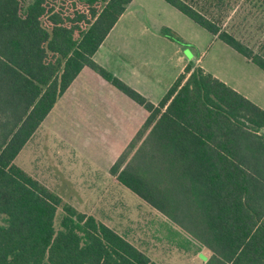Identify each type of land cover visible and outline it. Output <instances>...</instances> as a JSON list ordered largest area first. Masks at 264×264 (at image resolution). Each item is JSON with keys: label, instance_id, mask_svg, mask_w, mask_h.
I'll use <instances>...</instances> for the list:
<instances>
[{"label": "trees", "instance_id": "obj_1", "mask_svg": "<svg viewBox=\"0 0 264 264\" xmlns=\"http://www.w3.org/2000/svg\"><path fill=\"white\" fill-rule=\"evenodd\" d=\"M131 1L0 0V264H158L14 163L84 67L148 112L110 174L204 264H264V109L194 61L157 105L96 63ZM164 1L264 71V0Z\"/></svg>", "mask_w": 264, "mask_h": 264}, {"label": "rangeland", "instance_id": "obj_2", "mask_svg": "<svg viewBox=\"0 0 264 264\" xmlns=\"http://www.w3.org/2000/svg\"><path fill=\"white\" fill-rule=\"evenodd\" d=\"M162 3L173 10L170 4ZM134 16L136 21L130 22L126 33L139 38L140 49L135 59H146L153 53L158 56L163 50L173 52L180 47L188 57L201 56L202 65L264 109L262 69L185 15L181 16L186 23L177 22L151 3L150 7L137 9ZM139 61L137 68L144 74V61ZM103 84L105 88L101 91H92L96 102L92 118H86L84 113L73 114L65 95L14 163L45 181L62 204H69L113 228L152 261L204 264L209 250L110 174L112 163L139 129L146 112L110 83ZM61 215L62 208L58 207L56 227Z\"/></svg>", "mask_w": 264, "mask_h": 264}, {"label": "crops", "instance_id": "obj_3", "mask_svg": "<svg viewBox=\"0 0 264 264\" xmlns=\"http://www.w3.org/2000/svg\"><path fill=\"white\" fill-rule=\"evenodd\" d=\"M162 1L164 0H132L94 53V61L114 74L127 85L132 87L134 90L142 94L154 105H157L159 103L165 92L168 90L177 76L183 71L184 67L189 61H194L196 65L202 67L205 71L221 79L227 85L239 92L240 90L237 87L230 84L217 73L210 71L208 67L202 65L201 56L194 58V55L191 54L189 56H193L192 58H190L187 56V54L182 53L183 49H181L180 47L174 49L173 52H166L163 50V52L158 56L156 53H153L146 59L143 57H140L138 60L134 58V56H137L139 53V38L129 37V34H127L126 32L128 30V27L130 26V22L133 20L136 21L134 15L137 9L145 8V6L150 7L151 3H153L159 6L169 16V19H173L181 23H186L183 19V16H181L184 14L176 10L174 7L172 10L171 8L166 6V4H163ZM167 5L169 4L167 3ZM139 60L144 61L142 64L144 74L141 73L137 68V64L140 63ZM104 82L107 81L101 78L91 68H82L78 75L70 83L68 88L57 98L52 109L45 116L44 120L49 117L53 108L59 103L61 98L65 97V95L67 97V101L65 102L68 103V105L70 104L73 114L78 115V113H84L86 118H92L91 116L94 115L92 109L96 106V102L94 101V94L92 91L93 89H98L101 91L103 88H105L103 84ZM244 96L247 95L244 94ZM139 106L144 109L141 105ZM145 112L147 117L148 112L146 110ZM122 117H125V115ZM34 134L27 141V143H30L33 140ZM123 150L118 154V156L123 152ZM40 182L46 186L45 181Z\"/></svg>", "mask_w": 264, "mask_h": 264}, {"label": "water", "instance_id": "obj_4", "mask_svg": "<svg viewBox=\"0 0 264 264\" xmlns=\"http://www.w3.org/2000/svg\"><path fill=\"white\" fill-rule=\"evenodd\" d=\"M261 131L264 132V128Z\"/></svg>", "mask_w": 264, "mask_h": 264}]
</instances>
